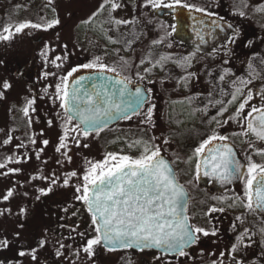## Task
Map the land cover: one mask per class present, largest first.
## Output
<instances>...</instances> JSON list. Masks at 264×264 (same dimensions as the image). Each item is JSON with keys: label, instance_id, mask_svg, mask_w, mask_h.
<instances>
[{"label": "rangeland", "instance_id": "obj_1", "mask_svg": "<svg viewBox=\"0 0 264 264\" xmlns=\"http://www.w3.org/2000/svg\"><path fill=\"white\" fill-rule=\"evenodd\" d=\"M7 1L0 0V15L6 12L4 10ZM10 1L20 16L18 15L19 19L14 25L3 27L0 25V36L10 35L8 40L0 39V93H2L0 103L3 105L0 106V115L5 110L9 113L10 120L27 121L28 124L36 122L34 127L32 124V127L36 131L40 130L41 134L51 132L52 120L55 117L53 105L56 103L51 102L49 89L50 91L56 90V85L64 76L66 68L90 63L94 55L103 52L104 46L97 43L90 32L85 31L88 28L86 23L82 24V22L91 20L96 26L97 22L105 21L104 25L109 31V37L118 41L117 43L108 42L110 45L108 54L111 60L122 52L126 53L127 60L129 57L134 58V53L141 52L144 26L148 24L140 19L142 13L138 10L142 6L151 8L150 5H146V2L138 0H115L121 7L113 11L110 17L107 10L93 16L105 0ZM109 7L110 5H106V9ZM215 8H221L224 21L234 25L236 31L230 33L229 39L219 44L218 38L217 46L209 56L211 63L208 65L196 63V58L192 57V52L196 53L194 50H190V54L183 55V49L179 50L175 46L170 48L171 45L151 44L154 41L146 45L144 60L140 58V61L132 62L131 67L135 69L134 73L139 72L145 77L144 80H140L142 84L155 91V98L150 103L155 105L150 123H141L147 113V104L140 111V115L124 120L109 130H103L99 135L93 134L85 137L81 131L76 129L77 126L73 122H69V129H74V131H67V138L75 149L74 153L78 155V158L75 157L78 171H80V160L86 165L85 167H90L89 162L103 161L108 153L138 157L143 151L144 142H148L153 147H158L160 154L168 156L167 158L175 168L178 182L193 180L198 160L195 149L213 133L226 136L228 141L243 148L241 156L246 164V173L249 157L255 163L264 164V155H254L247 150L248 135L243 134L246 131L247 113L253 106H249L248 103L243 112L239 116L236 115V109L247 96L249 89L258 90L261 98L264 97V0H224L216 4ZM240 12H244L245 15L241 16ZM52 14L56 15L59 23L48 28L47 24L52 21L49 19ZM192 15L189 12L174 11L170 16L175 21H180L181 29L187 17ZM116 19L128 21V23L115 25L112 21ZM20 23L39 24L41 27H28L16 33L15 27ZM77 25L85 26L77 29L78 34L75 28ZM6 27L9 32L4 31ZM179 35L183 36V31H180ZM212 40H215L214 36L209 35V41ZM229 53L235 55L233 58L239 56L245 59L235 67L232 59L227 60ZM57 56L61 57V60L56 61L61 65L59 68L51 62ZM161 56L170 57L163 63V67L157 64ZM173 61L179 62L183 67H178ZM249 65L255 69V72L250 74ZM144 68H149L150 72L145 73ZM46 73L49 75H45ZM189 73L193 75L189 76ZM221 75L224 76L223 81L220 80ZM182 78H186V86L185 79ZM5 81L10 84L6 90L3 88ZM149 81L152 82L149 83ZM240 81H251V83L241 84ZM45 84L49 87L46 95L45 90H42ZM160 88L173 90L172 95L169 98L164 97L160 93L161 90L159 91ZM237 88L241 91L237 93V100L232 101V94ZM189 89L195 92L184 99V95H187L184 91ZM37 92L43 104L41 108L43 118L37 112L40 102L36 106L32 104L27 106L25 103L26 97L38 98ZM166 100L168 101L165 104ZM170 100H174L171 105L167 104ZM182 100H186V103ZM216 101L221 103H216ZM177 104L180 107H177ZM189 105L190 108H188ZM25 108L28 109L27 115L24 112ZM35 115L37 119L31 120V116ZM229 117H234V119L230 120ZM50 137H52L49 139L51 145L54 146L56 137L52 134ZM77 140H79V146H77ZM137 141L141 143L137 144ZM77 174L80 182L83 176L79 172ZM243 195H245L244 192ZM190 211L194 214L193 209ZM238 216L241 217V220L236 219L238 232L243 233L245 228L250 231L249 235L244 236L243 244L240 245L241 251L235 253V256L238 259H245L255 253L257 261L254 264H264V245H262L264 237L259 231L262 226L261 220L264 218L252 214L246 208L239 210ZM78 217L83 223V229L87 232L86 236L93 238L95 226L92 225L91 215L85 212L84 218ZM195 218L196 225L200 226V221L198 222ZM203 221H207L205 214ZM82 223H80L81 226ZM253 243L257 249L244 247V245H253ZM242 248L245 249L244 252ZM99 250L100 253H97L104 258L103 260L109 262L108 264H198L197 259L192 262L193 259L189 261L185 256L172 260L160 256V260H154L153 258L159 255L131 251L108 253L101 251L100 247ZM6 258L11 264L19 261L13 255ZM91 260L93 262L95 259Z\"/></svg>", "mask_w": 264, "mask_h": 264}, {"label": "snow or ice", "instance_id": "obj_2", "mask_svg": "<svg viewBox=\"0 0 264 264\" xmlns=\"http://www.w3.org/2000/svg\"><path fill=\"white\" fill-rule=\"evenodd\" d=\"M180 3L181 0H172L171 3L165 2V0H146V5L153 8H173ZM106 5H110V7L106 9ZM184 6L190 7L188 5ZM120 7L121 5L115 0H105L104 3L100 4L97 12L93 13V16L107 10L111 17V13ZM196 10L203 11V9ZM239 14L241 16L245 15L244 12ZM112 22L115 25L128 23V21L119 19ZM58 23V20H52L47 24V27L51 28ZM28 27L39 28L41 25L20 23L15 27V32L19 33ZM4 31L9 32V29L6 27ZM9 38L10 35L0 36L2 40H8ZM108 39L111 43L118 42L112 37H108ZM154 43H160V41H154ZM169 59L170 57L161 56L157 64L163 67V63ZM58 60H61V57L57 56L51 61L57 68L61 67L60 64L56 63ZM121 60H123V57H121ZM100 61L101 58L96 57L90 63L72 67L66 75L61 77V83L56 85L57 98L61 99L60 106L69 114V122L72 120L78 121L77 128L83 131L85 137L88 136L90 131L99 135L102 129L107 126L109 120L131 119L132 116L140 115L139 110L147 104V113L141 123H150L155 107L154 104H150L152 90L147 89L145 91L138 84L133 92L128 88L129 83L132 82L130 78L124 77L123 79L113 80L112 77H105L104 73L116 72V69ZM173 62L177 63L178 67H183L179 62ZM124 63L127 64V61H124ZM249 68L250 74L255 72L251 65H249ZM81 69L99 70L100 91H94L92 94L81 92V82L86 78L80 76L72 82L74 86L69 92V77H72L74 73L79 72ZM143 71L147 73L150 72V69L144 68ZM45 75L49 74L46 73ZM191 75L193 74L189 73V76ZM117 76H119V73H117ZM137 76L141 81L145 79L139 72H137ZM182 79H185L186 86V78ZM220 80H224L223 75L220 76ZM151 82L149 81V83ZM240 83H251V81H240ZM9 87L10 84L5 81L3 88L6 90ZM96 87V85H93L94 89ZM240 91V88L236 89V92L232 94V101L237 100V93H240ZM0 96H2V93H0ZM252 98L249 89L248 95L239 103V107L236 109L237 116L243 112ZM32 103V101H29V106ZM216 103L221 102L216 101ZM24 112L27 115L28 109L25 108ZM253 113L257 115L253 116ZM229 119H234V117H229ZM246 119L248 122L246 131L243 134L251 133L259 140L264 141V108L253 106L251 111L247 113ZM67 131H74V129H68ZM65 139L66 135L60 137V144L56 148L57 152L66 147ZM227 139L226 136L213 133L195 149V155L201 156L205 152L206 146L213 141H226ZM7 143L8 141L5 140V144ZM43 143L47 145L49 141L45 140ZM76 143L79 146V140ZM136 143L141 142L137 141ZM84 147H87V145H84ZM260 154L264 155V150ZM89 164L90 167L85 170L82 177L83 186L76 187V191L80 193L76 196V199L82 201L86 206L87 211L91 214L92 225L95 226L96 235L93 238H88L83 247V251L89 257L94 255V247L102 243L108 251H115L118 248H136L139 251L157 249L162 254L185 256L187 255L185 248L197 244L200 234L205 237L216 234L215 231L209 233L203 227L189 223L190 218L187 215V200L184 188L176 180L170 165L160 156L158 147H153L148 142H144L143 151L138 157L118 156L116 153H108L103 161L89 162ZM202 166L205 169V175H215L224 183H230L234 179L244 181V194L247 203L243 206L250 212H264V164L255 163L249 157L247 173L245 174L241 170L240 162L234 159L232 148L227 144H223L218 149L209 150L208 155L203 160H197L196 168L198 172ZM0 167H4V165L0 164ZM68 175L76 176V173L72 172ZM67 185L68 180L65 179L64 186ZM40 191L42 194L44 193L43 189ZM12 195V191L9 190L3 199L8 200ZM24 211V209H21V213ZM215 211L223 212L224 209H209V212ZM236 219L241 220V217L238 216ZM261 225L259 231L261 236L264 237V219L261 220ZM249 231L248 228H245L243 233L237 235L236 243L232 245L228 253L233 264H245L243 258L237 259L232 253L241 251L240 245L243 244L244 236L249 235ZM15 235L19 237L20 234L16 233ZM80 235L85 236L84 233ZM9 243L7 238L0 240V249H7ZM46 244V239H40L37 241L36 247L30 248L28 251L21 250L18 255L20 257L30 256L32 261H38L37 251L44 248ZM262 245H264V240H262ZM249 246L244 245L245 248ZM61 247H64V245L61 244ZM56 254L57 256L61 255L59 250ZM220 256H225V253L221 252ZM153 259L160 260L161 257L156 256ZM0 264H4V261H0ZM213 264H216V262L213 261ZM220 264H223V261Z\"/></svg>", "mask_w": 264, "mask_h": 264}, {"label": "trees", "instance_id": "obj_3", "mask_svg": "<svg viewBox=\"0 0 264 264\" xmlns=\"http://www.w3.org/2000/svg\"><path fill=\"white\" fill-rule=\"evenodd\" d=\"M138 1L146 2V0ZM165 1L172 2V0ZM223 1L181 0V3L174 7L225 20L220 11L221 8H215L216 4ZM13 5L10 0L7 1V6L4 10L6 12L0 15V25L2 27L17 23L20 13L17 14ZM184 5L190 7H185ZM147 8L150 7L142 6L141 10H138L142 13L140 14V19L148 22L144 26V40L141 52H145L146 45L151 41H162L168 46L173 43L171 40V24L167 18H161L154 12L155 9H160L161 7ZM196 9H203V11H197ZM13 17L16 19L14 20ZM49 19L56 20V15L52 14ZM233 57L235 55L229 53L227 60L232 59L236 66L245 59L244 57L239 58V56L237 58ZM134 60L135 57L127 59L128 68L132 66L131 63ZM197 61L200 64L208 65L211 63L210 57L207 55L205 57L197 55ZM48 88V85L45 84L42 89L45 90V95ZM151 90L150 103L155 98V91L154 89ZM56 91H50L49 89L51 93L50 100H52V103H56L53 105L55 107L53 109L55 117L52 120V133L41 134L40 130L36 131L33 128L36 122L32 123V127V124H28L27 121L10 120L9 113L5 110L0 115V164L4 165V167H0V225L3 223L2 227L0 226V240L7 238L10 242L7 249H1L0 251V261H4V264H11L6 257H12V255L19 259L15 264H108L109 262L107 263L98 254L100 253L99 247L102 249L101 251L108 253L130 251H108L101 244L94 247V255L91 257L83 251V247L89 237L86 236L87 232L83 229V223L82 221L80 222L78 216L84 218L85 212L90 213L83 202L76 199V196L80 195L76 191V187H82L84 183L83 179L79 182L77 172L83 176L89 166L85 167L86 165L80 160V171L77 170L75 157L78 158V155L74 153L75 149L67 138V130L70 128L68 116L60 106L61 99L57 98ZM159 91L167 98L173 92V90H163L161 88ZM37 97H26V105L29 106V101L33 102V106L38 105L37 103L41 99L38 92ZM164 102L166 103L167 100ZM42 105L40 102L37 112L43 118ZM0 106L3 105L0 103ZM249 106H255V104H250ZM34 119H37L36 115L31 116V120ZM71 122L77 126V123L73 120ZM76 129L81 131L80 128L76 127ZM81 133L84 135L82 131ZM51 134L57 138H55L54 146L51 145L49 140L52 138L50 137ZM62 135H66L64 141L66 147L57 152L56 148L60 144ZM90 135L93 134L89 133L88 136ZM5 140L8 141L7 144H5ZM45 140L49 141L47 145L43 143ZM72 172H75L76 176L68 175ZM65 179L68 180L67 186H64ZM41 189L44 190L43 194L40 191ZM9 190L12 191L13 195L8 200H4L3 197ZM21 209L25 211L21 213ZM80 223H82V226ZM16 233L20 234L19 237L15 235ZM81 233H84L85 236L82 237ZM40 239H46L47 244L44 248L38 249V261H32L30 256L20 257L18 255L21 250L28 251L30 248L36 247L37 241ZM61 244L64 247H61ZM57 250L60 251L61 255L57 256ZM91 259L95 260L92 262ZM86 261L88 262L86 263Z\"/></svg>", "mask_w": 264, "mask_h": 264}, {"label": "flooded vegetation", "instance_id": "obj_4", "mask_svg": "<svg viewBox=\"0 0 264 264\" xmlns=\"http://www.w3.org/2000/svg\"><path fill=\"white\" fill-rule=\"evenodd\" d=\"M157 10H159V12ZM174 11L189 12L193 15L187 17V21L183 23V26L180 29L179 26L180 21H175V19H173V17L170 16L171 13H173ZM154 12L157 15H159V17L161 18L168 17L167 20L171 24V29L173 34L171 39L173 43L171 44L170 48L175 46L179 50L183 49L182 51L183 55L190 54L189 51L194 50L196 53L191 51L192 57L196 58V63L198 64H200L197 61L198 53L199 56H203V57H205L206 55L210 56L211 51L217 46L218 38L220 40L218 41L219 44L223 40L229 39L230 33H234V31H236L234 25L231 24V27H229L228 23L220 18L187 11L179 7L160 8V9H155ZM85 22H87L86 26L88 28L85 31L90 32L92 37L97 40V43L104 46L103 52L100 53L98 52L96 55H94V57L90 59V62H92L96 57H100L101 58L100 62L105 63L108 66L116 69V72H111L106 74L117 76V73H119V77L121 78L124 77L130 78L132 82L129 83V86L134 87L139 84L143 86L144 90L146 91L147 88L139 80L137 73H134L135 69L132 67L128 68L127 64L124 63V61H127L125 52L120 53L119 56L111 60L108 54L110 52V45L108 43L109 31H107L106 25H104L105 21L97 22L96 26L95 23L91 20L84 21L82 22V24H84ZM77 26L75 27L76 32L78 28L81 29V27H85L82 25H79L78 27ZM180 31H183L184 34L183 36L179 35ZM76 34H78V32ZM209 35H213L215 40L209 41ZM151 44L166 45L162 41H160V43L152 42ZM133 55L135 57V62H138V60L140 61V58H143L144 60V52L142 53L137 52L134 53ZM121 57H123V60H121ZM234 65L236 67L235 63ZM71 68L68 69L66 68L64 70L63 75H66L67 71H69ZM85 72H99V70L81 69L79 72L74 73L72 77H69V83L72 78ZM59 83H61V80ZM154 88L158 89L157 86H154ZM184 92L187 93V95H184V99H186L187 97H190L191 94L195 91L189 89ZM251 93L253 98L248 103L255 104L257 108H264V100L261 98L260 94L258 93V90L252 89ZM182 101L186 103V100L185 101L182 100ZM172 102H174V100H170L167 104L171 105ZM176 106L180 107V105L178 104ZM144 107L145 105L143 106V108ZM143 108H141L139 111H141ZM188 108H190V105ZM63 110L65 111L64 108ZM255 115L257 114L253 113V116ZM122 121H124V119H120L115 124L103 128L102 131L109 130ZM91 134H96V133L92 132ZM247 135H248L246 142L247 150L254 155L260 154L261 151L264 150V141L259 140L254 134L249 133ZM223 144H227L230 147L232 146L234 159L240 162L242 166L241 170L246 174V164L241 156V149L243 148L232 143L231 141H228V139L226 141H219V140L213 141L210 145L206 146L205 152L198 157V160H203L204 157L208 155L209 150H215L216 147L220 148ZM204 172L205 169L203 166L199 169V172L197 171V168H195L196 175L194 179L185 182L182 181L181 184L185 187L188 193L189 199L187 204V215L190 218L189 223L196 225L194 220V218L196 217L195 219L198 220V222L200 221L199 223L201 227L209 231V233L215 231L216 234L209 235L207 237L200 234V239L198 243L191 245L189 248L185 249V252L187 253L185 257L186 258L188 257L187 260L189 261L193 259L192 262H194L197 259L196 262H198V264H213V261H215L216 264H220L221 261H223V264H233L232 258L231 256H229L228 253L230 252L232 245L236 243L237 235H240L237 229L236 217H237V212L245 208L243 204L247 203L245 195H243L245 188L244 181L240 179H234L230 183H224L220 181L215 175H205ZM210 208H217V209L223 208L224 211L209 212ZM190 209L194 210V214L190 211ZM204 214L207 215V221H203ZM252 214L264 218V212L258 211V212H252ZM251 247L257 249L254 243L253 245H250L248 248L251 249ZM126 250H130L131 252H135V253L157 254L159 256L171 260L176 258L179 259L180 257L178 254L166 255L154 250H143V251H134L132 249H126ZM242 251L244 252L245 249L242 248ZM221 252H224L225 256L221 257L220 256ZM252 254L254 255L248 256L247 258L244 259L245 264H254L255 261H257V257L255 253ZM232 255L235 256V253H232Z\"/></svg>", "mask_w": 264, "mask_h": 264}, {"label": "water", "instance_id": "obj_5", "mask_svg": "<svg viewBox=\"0 0 264 264\" xmlns=\"http://www.w3.org/2000/svg\"><path fill=\"white\" fill-rule=\"evenodd\" d=\"M158 12H159V10H157ZM228 26L229 27H231V24H229L228 23ZM98 75H99V72H85V73H81V74H79V75H77V76H75L74 78H72L71 79V81H70V83H69V92H71V90H72V88H73V81L74 80H76V79H78L80 76H84L86 79L84 80V81H82L81 82V86H80V91L81 92H88L89 94H92L94 91H100L101 89H100V85H101V80L100 79H98ZM104 76L105 77H112L113 78V80H115V79H123V78H121V77H119V76H113V75H111V74H106V73H104ZM93 85H96L97 87L94 89L93 88ZM137 86V85H136ZM136 86H134V87H131V86H129L128 85V88L131 90V91H133L134 92V90H135V87ZM141 86V85H140ZM143 89H144V87L143 86H141ZM147 94V93H146ZM65 113H66V111H65ZM67 114V113H66ZM67 115H69V114H67ZM120 119H112V120H109L108 121V123H107V126L106 127H108V126H110V125H112V124H115L116 122H118ZM75 122H77L78 123V121H76V120H74ZM106 127H104V128H106ZM83 132V131H82ZM89 133H92V131H90ZM231 148H232V146H231ZM215 149H218V147H216ZM233 149V148H232ZM160 156L170 165V167L172 168V170H173V172H174V174H175V170H174V168H173V166H172V164H171V162H170V160L167 158V157H165L164 155H162V154H160ZM175 177H176V174H175ZM176 180H177V178H176ZM178 181V180H177ZM179 183V182H178ZM180 185H182L181 183H179ZM183 186V185H182ZM183 188H184V191H185V194H186V196H185V198H186V200H187V204H188V193H187V191H186V189H185V187L183 186ZM102 245V247L104 248V249H106L107 250V248L105 247V245L102 243L101 244ZM190 247V246H189ZM189 247H187V248H189ZM187 248H185V249H187ZM130 249H132V250H134V251H139V250H137L136 248H130ZM118 250H126V249H117V250H115V251H118ZM144 250H154V251H157V252H159V253H161V251L160 250H157V249H144ZM166 255H173V254H166Z\"/></svg>", "mask_w": 264, "mask_h": 264}]
</instances>
